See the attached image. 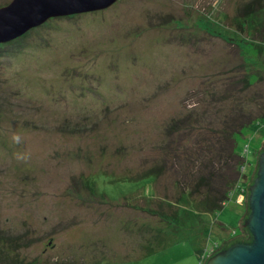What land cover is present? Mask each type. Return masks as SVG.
<instances>
[{
    "label": "rangeland",
    "instance_id": "obj_1",
    "mask_svg": "<svg viewBox=\"0 0 264 264\" xmlns=\"http://www.w3.org/2000/svg\"><path fill=\"white\" fill-rule=\"evenodd\" d=\"M250 1L117 0L0 44V264H133L137 236L164 225L148 201L196 212L189 185L217 171L214 130L264 122V0L246 15ZM240 64L250 85L225 91ZM263 141L264 124L235 135L236 151L255 152L239 180ZM232 188L204 222L169 224L212 252L238 234L224 219L246 187Z\"/></svg>",
    "mask_w": 264,
    "mask_h": 264
},
{
    "label": "water",
    "instance_id": "obj_2",
    "mask_svg": "<svg viewBox=\"0 0 264 264\" xmlns=\"http://www.w3.org/2000/svg\"><path fill=\"white\" fill-rule=\"evenodd\" d=\"M116 1L11 0L0 7V44L16 39L48 18L103 10ZM245 187V213L239 220V233L223 241L204 264H264V141ZM245 232L250 239L243 237Z\"/></svg>",
    "mask_w": 264,
    "mask_h": 264
},
{
    "label": "trees",
    "instance_id": "obj_3",
    "mask_svg": "<svg viewBox=\"0 0 264 264\" xmlns=\"http://www.w3.org/2000/svg\"><path fill=\"white\" fill-rule=\"evenodd\" d=\"M259 2L260 0H251L249 3H247L243 8V10H245L244 12H246V15L254 12H255L254 14L258 13V10L261 7ZM244 17L246 20L247 16ZM240 71L242 74L243 73L242 64H240L239 68L238 67L235 68L234 71L228 70L229 75L226 76V81L229 83L228 86L225 87L226 88L225 91L227 92L231 91L234 87L233 84H235L236 86L240 84L241 87L240 86L239 87L241 89H243L246 84H248V86L250 85L247 78L243 79L242 76L238 75ZM236 76H238L237 79H234L236 78ZM262 77L263 76H261V78ZM231 78H233V80H231ZM227 92H225L226 96H228ZM239 118L240 119H237V121L235 120L234 124H232L231 127L227 126L219 130H214V133L216 135L213 134V138L216 137V139H213V141L217 142V147H218L217 149L218 160L216 162L217 171L212 170L209 173L203 174L202 176L194 179L193 184L189 185L188 197H187L188 203L192 207H194V210L197 212L198 211H203V212L205 211L207 213L217 212L222 208L223 204L229 197V194L232 192L233 185H235L234 190L237 191H240L246 186L245 180L242 181L239 180V176H238V173L240 171L239 167L247 165L246 161L250 160L249 155L250 154L254 155L255 152L254 151L250 152V146L246 143L245 144L243 143L242 148L239 151H236L235 135L241 131V129L245 126L246 123L249 124L250 128L258 129V127H260L261 124H264V122L260 123L259 120H256L257 122L255 123V121L253 122L255 118L245 117L243 115H240ZM259 118L264 119V113H262V115ZM214 175H217L218 178L213 179ZM127 204L125 205L127 206ZM151 204H155L156 207L147 206ZM164 206L170 207L171 211H173V215H174L173 218L176 217L178 212H180L178 208L175 209L173 203L169 202L167 204L166 202H162L159 199L158 200L152 199V201H148L146 203V206L142 208L144 211H146L149 214L152 215L154 214L155 216L156 215L162 216L163 214L160 210H162L163 209L162 207ZM243 237H245L246 239H250L249 234H247L246 232L243 233ZM217 248H219V246ZM217 248H215V250ZM212 252H209L207 256ZM205 259L202 260L201 264H204Z\"/></svg>",
    "mask_w": 264,
    "mask_h": 264
},
{
    "label": "crops",
    "instance_id": "obj_4",
    "mask_svg": "<svg viewBox=\"0 0 264 264\" xmlns=\"http://www.w3.org/2000/svg\"><path fill=\"white\" fill-rule=\"evenodd\" d=\"M237 193L239 191L234 190ZM240 194V193H239ZM240 196H237V200ZM239 207L238 209L235 208V214L231 216V219H224L225 223H233L234 221L236 223V219H241V217L245 213V204H239L236 203ZM163 209L160 210L162 212V216L158 217V222L160 219L164 222L163 226H157L155 223H150L151 226L149 227V234H140L136 235L139 241H135V245H131V248L128 250V258L124 260V262L127 261H136L133 264H154L153 261L160 257H166L169 255L170 262L168 264H201L202 260L205 259L208 253H206V249L202 248L201 246H195L191 243L190 238L185 236V233L187 229L181 230V228H176L175 225H171L169 223H174V221H170L169 218H173V212L171 211L169 206L162 207ZM211 213V212H210ZM149 214V213H148ZM192 214H195V217L189 216ZM189 214L182 215H176L177 218H181L183 221H192L193 218L195 220H201V222H204L203 215L208 214L207 212L203 211H196L192 212V214L189 212ZM150 216H153L152 214H149ZM188 215V216H187ZM149 216V217H150ZM157 218V216H156ZM168 219V220H167ZM151 221V220H150ZM162 222V223H163ZM148 223V222H146ZM223 222H218V228L220 230H230L228 229V226ZM239 221L237 224V228L233 229V231H237L239 233ZM234 227V226H233ZM232 227V228H233ZM141 232L144 231V229H140ZM189 232V231H188ZM197 232V231H196ZM191 232H189L190 234ZM198 233V232H197ZM237 235V234H235ZM235 235H228V238L224 239L223 241H226ZM135 236V237H136ZM190 237V236H189ZM136 238V240H137ZM197 238V237H196ZM188 239V240H186ZM190 241V243H189ZM222 241V242H223ZM219 243L218 246H220ZM218 243V242H217ZM178 254V258H182L179 260L181 261H175L171 256ZM131 255V256H130ZM130 256V258H129ZM177 258V259H178Z\"/></svg>",
    "mask_w": 264,
    "mask_h": 264
},
{
    "label": "built area",
    "instance_id": "obj_5",
    "mask_svg": "<svg viewBox=\"0 0 264 264\" xmlns=\"http://www.w3.org/2000/svg\"><path fill=\"white\" fill-rule=\"evenodd\" d=\"M246 167H247V165H244V166H241V170H245L246 169ZM251 175V174H250ZM245 180V179H244ZM244 189V188H243ZM243 189H241L240 190V192H242V193H244V190Z\"/></svg>",
    "mask_w": 264,
    "mask_h": 264
}]
</instances>
